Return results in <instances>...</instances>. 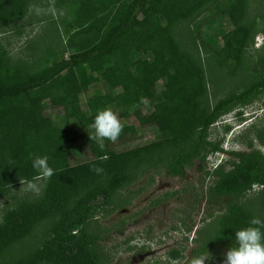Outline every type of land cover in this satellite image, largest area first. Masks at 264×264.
<instances>
[{
    "label": "trees",
    "instance_id": "obj_1",
    "mask_svg": "<svg viewBox=\"0 0 264 264\" xmlns=\"http://www.w3.org/2000/svg\"><path fill=\"white\" fill-rule=\"evenodd\" d=\"M29 0H0V28L23 14ZM241 0L226 10L235 30L225 43L227 56L234 59L244 41V30L237 13L242 15ZM219 6V0H79L76 22L83 36L75 43L76 51L68 58L60 56L50 65L25 73L20 80L2 74L4 61L0 53V196L20 180L37 176L32 167L36 156H47L54 175L46 180L42 196L7 211L0 223V252L25 237L40 221L55 218L51 237L15 264H96L98 235L83 227L106 205L113 192L128 181L127 171L137 166L144 155L164 146L175 148L163 163L169 177H181L194 160L201 169L205 152L219 150L206 140L207 131L220 116L235 106L249 104L264 92V79L250 84L239 93L218 100L212 108L198 106L197 99L205 87L201 70L182 55L168 34L174 22L185 20L191 8ZM101 31H95V24ZM139 53V61L132 56ZM81 70L78 82L67 80L61 92L55 86L63 71ZM165 75L168 88L148 118L140 108L150 105L145 91L155 94L158 71ZM112 82L109 91L96 89L87 102L86 115L75 88L86 94L89 87ZM119 89L112 93V90ZM46 101V102H45ZM112 107L119 119L133 117L141 127L157 129L153 142L121 152L114 150L123 142L105 141L103 151L91 141V125L99 110ZM60 108L63 124L57 125L43 115ZM84 140L90 160L71 165L69 144ZM236 161L228 170L216 167L214 182L206 190V203L223 198L235 200L252 186L264 185V154L256 151L234 153ZM107 156L106 160L99 157ZM103 168L97 175L91 169ZM217 231L191 250L196 257L224 246L236 247L235 232L250 226L253 216L229 202ZM256 218V217H255ZM264 221V218H260ZM264 231V229H262Z\"/></svg>",
    "mask_w": 264,
    "mask_h": 264
},
{
    "label": "rangeland",
    "instance_id": "obj_2",
    "mask_svg": "<svg viewBox=\"0 0 264 264\" xmlns=\"http://www.w3.org/2000/svg\"><path fill=\"white\" fill-rule=\"evenodd\" d=\"M219 1V6L191 8L188 18L168 28L179 52L201 70L205 90L197 102L207 111L218 100L264 79V0H241L243 13H237V17L244 30V41L234 59L227 56L225 43L235 26L225 12L235 7L236 0ZM78 4L79 0L26 2L23 14L0 28L2 74L15 75L20 80L23 74L38 71L60 56L68 58L76 51L75 43L83 36L76 22ZM100 25L95 24L96 32L101 31ZM139 58V53H134L132 61L137 63ZM80 75L79 69L63 71L55 86L56 93L64 89L67 80L78 82ZM112 80L110 76L90 86L86 94L75 88L86 115L90 107L87 97L96 89L109 91ZM167 88L165 75L159 70L155 94L145 91L150 105L140 108L144 120L157 108ZM118 91L114 89L112 93ZM107 108L115 113L112 107ZM43 115L57 125L64 122L60 108L44 111ZM119 120L125 136L123 142L115 146L116 152L149 144L158 133L154 126L141 127L133 117ZM206 140L219 150L207 148L200 170L199 162L194 160L183 176H167L163 163L175 148L164 146L144 155L137 166L127 171L128 181L113 192L102 211L83 227L87 233L98 235L96 264H188L194 257L191 250L217 231L229 202L253 217L264 218V185L252 186L235 200L223 198L213 204L205 202L206 190L214 182L211 175L214 168L230 169L231 163L236 161L234 153L264 154V92L249 104L235 106L220 116L209 126ZM83 142L81 139L69 144L71 165L90 160ZM34 182L41 188L39 193L26 190V185L20 182L4 191L0 196V223L7 211L42 196L46 181ZM54 220L38 222L25 237L3 249L0 264H15L38 249L51 237ZM228 250L224 246L213 249L210 256L205 255L208 256L205 264H223Z\"/></svg>",
    "mask_w": 264,
    "mask_h": 264
},
{
    "label": "clouds",
    "instance_id": "obj_3",
    "mask_svg": "<svg viewBox=\"0 0 264 264\" xmlns=\"http://www.w3.org/2000/svg\"><path fill=\"white\" fill-rule=\"evenodd\" d=\"M91 127L94 129V135L89 136L90 140L95 141L101 151L105 149V141L116 143L123 131L118 116L110 108L99 110ZM99 159L106 160L107 156H101ZM32 167L37 171V176L33 181L20 180V183L22 186L26 185V190L39 193L41 188L34 181L50 179L54 175V169L49 166L47 156L39 155L32 159ZM91 170L97 175L104 172V169L99 167H93ZM249 223L250 226L235 232L237 246L226 252L223 264H264V221L254 217ZM208 256L192 257L188 264H205Z\"/></svg>",
    "mask_w": 264,
    "mask_h": 264
}]
</instances>
